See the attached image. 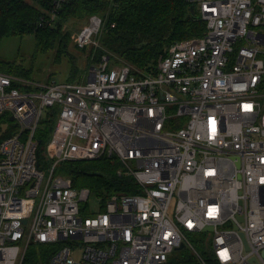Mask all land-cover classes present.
I'll return each instance as SVG.
<instances>
[{
    "label": "built area",
    "instance_id": "2783aa9c",
    "mask_svg": "<svg viewBox=\"0 0 264 264\" xmlns=\"http://www.w3.org/2000/svg\"><path fill=\"white\" fill-rule=\"evenodd\" d=\"M188 1L204 35L173 43L151 72L106 54L80 83L0 71L3 128L14 126L0 142V264L33 248L44 264H170L183 243L202 264H264V0ZM103 24L90 16L78 46L98 45ZM51 112L45 167L36 131ZM102 157L140 191L103 202L57 173Z\"/></svg>",
    "mask_w": 264,
    "mask_h": 264
},
{
    "label": "trees",
    "instance_id": "16d2710c",
    "mask_svg": "<svg viewBox=\"0 0 264 264\" xmlns=\"http://www.w3.org/2000/svg\"><path fill=\"white\" fill-rule=\"evenodd\" d=\"M57 2L0 0V42L8 36L34 33L38 44L47 49L53 46L58 36L64 44L69 35L64 24L68 21L89 20L96 14L103 18L104 24L96 35L100 47L91 45L90 65L106 54L111 56L113 63L151 72L173 43L203 36L206 31V22L199 16H192L193 4L188 0H63L60 5ZM0 71L34 79L31 70L2 59ZM6 121L5 115H0V142L14 132L12 125L3 128ZM54 124L55 113L51 112L36 131L40 166H48L46 161L43 164L44 148L51 138ZM120 168L121 163L117 159L102 157L91 161H63L57 173L71 177L75 188H90L94 196L105 202L114 193L135 194L140 191L133 178L118 173ZM187 250L185 247L173 251L170 264H202L190 249ZM204 255L207 264H219L214 258ZM46 261V254L40 256L37 248H33L24 264H44Z\"/></svg>",
    "mask_w": 264,
    "mask_h": 264
},
{
    "label": "rangeland",
    "instance_id": "374dc122",
    "mask_svg": "<svg viewBox=\"0 0 264 264\" xmlns=\"http://www.w3.org/2000/svg\"><path fill=\"white\" fill-rule=\"evenodd\" d=\"M88 23L87 19L68 21L64 24V29L69 30L64 44H62L61 36H58L53 46L47 49L38 44L34 33L5 37L0 42V59L17 63L31 70V76L42 83L87 81L91 67L97 64L95 62L94 65H90L89 55L93 51V46H91L93 44L87 45L84 49L78 46L77 40L79 32ZM97 47L100 46L96 45ZM90 204L91 201L88 206ZM96 209L97 205L94 201L90 210ZM208 237L212 239L213 236L211 233L202 232L193 235L192 240L200 251H205L208 249L206 245Z\"/></svg>",
    "mask_w": 264,
    "mask_h": 264
},
{
    "label": "water",
    "instance_id": "95a60500",
    "mask_svg": "<svg viewBox=\"0 0 264 264\" xmlns=\"http://www.w3.org/2000/svg\"><path fill=\"white\" fill-rule=\"evenodd\" d=\"M191 14H192V16L198 17V14L196 13V9H195V6L194 5H191ZM10 119L13 120V117H10ZM184 248H185V244L183 243L176 250H182Z\"/></svg>",
    "mask_w": 264,
    "mask_h": 264
}]
</instances>
